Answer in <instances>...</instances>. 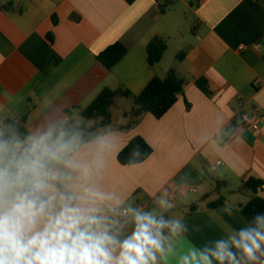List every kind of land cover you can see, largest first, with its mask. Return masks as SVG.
<instances>
[{
  "label": "crops",
  "instance_id": "0c3cea01",
  "mask_svg": "<svg viewBox=\"0 0 264 264\" xmlns=\"http://www.w3.org/2000/svg\"><path fill=\"white\" fill-rule=\"evenodd\" d=\"M165 2L163 11L156 0H0V119L28 113L27 130L49 119L91 126L80 121L81 111L103 88L124 87L137 96L154 76L174 69L186 82L184 93L163 117L146 113L126 128L132 121L125 113L132 107L120 110L117 121L113 111L112 124L96 137L110 145L100 183L123 201L117 218L131 206L178 220L181 232L164 233L171 251L161 264H181L191 252L215 248L250 228L238 209L255 195L245 182L261 181L256 195L264 198V5ZM155 37L166 42V54L176 47L184 56L167 62L165 54L151 68L146 46ZM116 42L127 53L107 69L98 54ZM202 78L209 95L196 84ZM255 109L257 128L234 121ZM135 137L152 154L123 165L118 154ZM93 150L94 145L86 149ZM220 197L222 205L208 208ZM161 200L172 207H162ZM257 256V264H264V255ZM238 260L249 264L243 256Z\"/></svg>",
  "mask_w": 264,
  "mask_h": 264
},
{
  "label": "clouds",
  "instance_id": "9594fccd",
  "mask_svg": "<svg viewBox=\"0 0 264 264\" xmlns=\"http://www.w3.org/2000/svg\"><path fill=\"white\" fill-rule=\"evenodd\" d=\"M86 136L66 119L24 132L0 119V264H161L171 251L163 230L176 235L180 222L129 206L122 223L123 201L100 183L109 142ZM262 246L264 231L241 229L181 264H240L236 252L257 264Z\"/></svg>",
  "mask_w": 264,
  "mask_h": 264
},
{
  "label": "trees",
  "instance_id": "16d2710c",
  "mask_svg": "<svg viewBox=\"0 0 264 264\" xmlns=\"http://www.w3.org/2000/svg\"><path fill=\"white\" fill-rule=\"evenodd\" d=\"M156 1L163 2L161 9L164 11L166 8V0ZM257 1H260L264 5V0ZM9 6H12V3L6 5L5 8ZM167 49L168 46L164 40L158 37L153 38L146 46L148 65L154 68L160 63ZM126 53L127 48L123 44L116 42L100 52L98 59L107 69H111ZM182 56H184V53L179 54L178 58L180 59ZM185 84V80L180 78L174 69H171L164 77L154 76L137 96L133 95L124 87H118L116 89L103 88L95 99L81 111V115L93 124L91 126L85 124L77 125L71 122H68V124L82 128L87 134V139H94L100 130L112 124L113 109L115 100L118 97L133 99V107L129 112L125 113V116L129 117L132 121L126 128L137 124L146 113H150L157 119H160L174 106L179 97L184 93ZM196 84L204 93L207 95L211 94L205 79H199ZM27 114L25 113L19 120L7 119L5 122H16L22 132L27 131ZM152 151V147L142 137H135L118 154V161L123 165L139 164L146 161L152 154ZM262 184L261 181L253 179L245 182L243 187L251 189L255 195L247 203L238 206L240 214L249 223L250 228L260 231H264V198L257 196L256 191ZM224 202L225 199L220 197L217 201L208 204V208H217ZM196 209V205L191 207V210ZM165 221H167V217H165ZM167 230L166 228L163 232L165 233ZM230 250L236 252L234 248L230 247ZM236 255L237 259L242 256L238 252H236Z\"/></svg>",
  "mask_w": 264,
  "mask_h": 264
},
{
  "label": "rangeland",
  "instance_id": "374dc122",
  "mask_svg": "<svg viewBox=\"0 0 264 264\" xmlns=\"http://www.w3.org/2000/svg\"><path fill=\"white\" fill-rule=\"evenodd\" d=\"M190 15V17H192L191 16V14H189ZM187 28H188V24H187ZM176 50H178V48H176V47H173L172 49H171V52H167V54H166V61L167 62H174V61H176V60H178L179 58H178V55H177V53H175L176 52ZM114 110L113 111H115V113H116V115H115V118H116V121L118 120L117 118H118V115H120L121 114V112H120V110L121 111H123V110H128V109H130L131 107H133V101L131 100V99H129V98H123V97H118L116 100H115V105H114ZM122 119H120V121H123L124 120V118L123 117H121ZM80 121L81 122H87V120L84 118V117H82V118H80ZM91 125V124H90ZM101 131V130H100ZM222 195H224V196H226V193L225 192H222L221 193ZM213 198V197H212ZM216 198H218V196H215V198H214V200L216 199ZM157 215V217L159 218L160 217V215H158V214H156Z\"/></svg>",
  "mask_w": 264,
  "mask_h": 264
},
{
  "label": "built area",
  "instance_id": "2783aa9c",
  "mask_svg": "<svg viewBox=\"0 0 264 264\" xmlns=\"http://www.w3.org/2000/svg\"><path fill=\"white\" fill-rule=\"evenodd\" d=\"M195 2H196V0H191V3H195ZM256 114H258V110L257 109H255L253 113H245V112L244 113H240V114L235 116L234 121L239 122V123H241L244 126H248V127H251V128H257L258 124H257V122L254 119V115H256ZM123 209H125V208H122L120 210V213L123 211ZM126 219H127V217L120 216V220H121L122 223Z\"/></svg>",
  "mask_w": 264,
  "mask_h": 264
}]
</instances>
